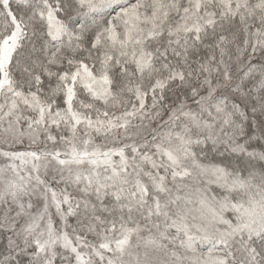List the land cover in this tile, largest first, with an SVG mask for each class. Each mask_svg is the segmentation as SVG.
<instances>
[{
	"label": "snow or ice",
	"instance_id": "6c2138e0",
	"mask_svg": "<svg viewBox=\"0 0 264 264\" xmlns=\"http://www.w3.org/2000/svg\"><path fill=\"white\" fill-rule=\"evenodd\" d=\"M0 264H264V0H0Z\"/></svg>",
	"mask_w": 264,
	"mask_h": 264
}]
</instances>
